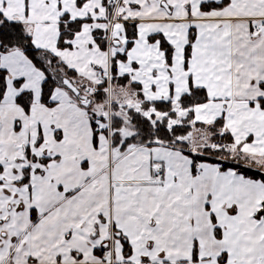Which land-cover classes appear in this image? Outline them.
Segmentation results:
<instances>
[{
	"label": "snow or ice",
	"instance_id": "snow-or-ice-1",
	"mask_svg": "<svg viewBox=\"0 0 264 264\" xmlns=\"http://www.w3.org/2000/svg\"><path fill=\"white\" fill-rule=\"evenodd\" d=\"M0 264H264V0H0Z\"/></svg>",
	"mask_w": 264,
	"mask_h": 264
}]
</instances>
